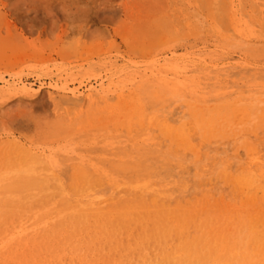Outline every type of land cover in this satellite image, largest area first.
<instances>
[{
	"label": "rangeland",
	"instance_id": "obj_1",
	"mask_svg": "<svg viewBox=\"0 0 264 264\" xmlns=\"http://www.w3.org/2000/svg\"><path fill=\"white\" fill-rule=\"evenodd\" d=\"M0 185V264L264 248V0H0Z\"/></svg>",
	"mask_w": 264,
	"mask_h": 264
},
{
	"label": "bare ground",
	"instance_id": "obj_2",
	"mask_svg": "<svg viewBox=\"0 0 264 264\" xmlns=\"http://www.w3.org/2000/svg\"><path fill=\"white\" fill-rule=\"evenodd\" d=\"M172 81V80H171ZM159 82V81H158ZM161 82H163V81H161ZM159 85V84H158ZM189 86V85H188ZM192 86V85H191ZM160 87V86H159ZM170 87V86H169ZM168 87V88H169ZM196 87V86H195ZM189 88V87H188ZM192 88H193V86H192ZM216 88V87H215ZM227 100V99H226ZM203 103H205V102H203ZM232 106H234V105H232ZM231 106V107H232ZM177 111V110H176ZM160 112V111H159ZM173 112V111H172ZM166 114V113H165ZM169 114V113H168ZM167 114V115H168ZM163 116V115H162ZM158 117V116H157ZM154 118V117H153ZM155 119V118H154ZM150 121V120H149ZM165 121H167V120H165ZM260 122V121H259ZM165 124V123H164ZM173 125V124H172ZM167 126H169V125H167ZM171 126V125H170ZM177 127V126H176ZM187 127V126H186ZM194 127V126H193ZM228 127V126H227ZM195 128V127H194ZM192 129V128H191ZM156 131V130H155ZM171 131H174V130H171ZM186 131V130H185ZM151 132V131H150ZM195 132V131H194ZM194 132H193V134H194ZM122 133V132H121ZM256 134V133H255ZM254 134V135H255ZM144 136V135H143ZM160 136V135H159ZM195 136V135H194ZM250 136V135H249ZM256 136V135H255ZM257 137V136H256ZM252 138V137H251ZM157 139V138H156ZM261 139V138H260ZM172 141H174L175 142V140H173V139H171ZM194 140V139H193ZM135 141V140H134ZM196 141H198V140H196ZM212 141V140H211ZM255 141V140H254ZM258 141V140H257ZM199 142V141H198ZM202 142V141H201ZM159 143V142H158ZM205 143V142H204ZM120 144V143H119ZM134 143H132V145H133ZM136 144V143H135ZM162 143H160V145H161ZM207 144V143H206ZM116 145V144H115ZM249 145V144H248ZM174 146V145H173ZM178 146V145H177ZM199 146H201V145H199ZM116 147V146H115ZM185 147V146H184ZM194 147H196V146H194ZM205 147V146H204ZM152 148V147H151ZM170 148V147H169ZM180 148V147H179ZM199 148V147H198ZM247 148H249V147H247ZM259 148V147H258ZM129 149V148H128ZM133 149H135V148H133ZM165 149V148H164ZM138 150V149H137ZM204 150V149H203ZM202 150V151H203ZM140 151V150H139ZM187 151V150H186ZM178 152V151H177ZM180 152V151H179ZM116 153V152H115ZM93 154V153H92ZM109 154V153H108ZM173 154V153H172ZM175 154V153H174ZM203 154V153H202ZM253 154H256V153H253ZM176 155V154H175ZM201 155V154H200ZM242 155V154H241ZM240 155V156H241ZM257 155V154H256ZM134 156V155H133ZM248 156H250V154L248 155ZM252 156V155H251ZM201 157H202V155H201ZM242 157H243V155H242ZM241 158V157H240ZM249 159V158H248ZM252 160V159H251ZM256 160V159H255ZM257 160H259V159H257ZM83 161V160H82ZM92 161V160H91ZM118 161V160H117ZM36 162V161H35ZM35 162H33L32 161V163L34 164ZM259 162V161H258ZM261 162V161H260ZM31 163V162H30ZM31 163V164H32ZM39 163V162H38ZM174 163V162H173ZM250 163V162H249ZM82 164V163H81ZM93 164V163H92ZM105 164V163H104ZM179 164V163H178ZM230 164V163H229ZM28 165V164H27ZM235 165V164H234ZM39 166V165H38ZM37 166V167H38ZM43 166V165H42ZM92 166V165H91ZM186 166V165H185ZM100 167V166H99ZM187 167V166H186ZM189 167V166H188ZM249 167V166H248ZM41 168V167H40ZM96 168V167H95ZM205 168H206V166H205ZM242 169H243V167H241ZM35 169H36V167H35ZM85 169V168H84ZM241 169V170H242ZM37 170V169H36ZM39 170V169H38ZM95 170V169H94ZM100 170V169H99ZM103 170V169H102ZM102 170H100V171H102ZM200 170V169H199ZM41 170H39V172H40ZM45 171V170H44ZM92 172H94V171H92ZM96 172V171H95ZM94 172V173H95ZM237 172V171H236ZM246 172V171H245ZM36 173V172H35ZM90 173H91V171H90ZM102 173V172H101ZM109 173V172H108ZM108 173H107V175H108ZM243 173V172H242ZM247 173V172H246ZM49 174V173H48ZM55 174V173H54ZM98 174H99V172H98ZM97 174V175H98ZM96 175V176H97ZM27 176V175H26ZM43 176V175H42ZM94 176V175H93ZM114 176V175H113ZM28 177V176H27ZM29 177H31V175L29 176ZM35 177V176H34ZM37 177V176H36ZM45 177V176H44ZM101 177H102V175H101ZM123 177H124V175H123ZM149 177V176H148ZM231 177V176H230ZM25 178L26 177H24L23 179L25 180ZM48 178V177H47ZM100 178V177H99ZM122 177H120L119 179H121ZM149 178H151V177H149ZM27 179H31V178H27ZM40 179H42V178H40ZM49 179V178H48ZM71 179V178H70ZM94 179V178H93ZM17 180V179H16ZM15 180V182L14 183H17L16 184V186L18 185V181L20 180H18V181H16ZM23 180V181H24ZM47 180V179H46ZM218 180H219V177H218ZM238 181H239V179H237ZM241 180V179H240ZM12 181H14V180H12ZM95 181V180H94ZM110 181V180H109ZM233 181V180H232ZM71 182V181H70ZM111 182V181H110ZM110 182H109V184H110ZM114 182V181H113ZM13 183V184H14ZM69 183V182H68ZM72 183V182H71ZM147 183V182H146ZM145 183V184H146ZM24 184V183H23ZM60 184V183H59ZM142 184H144V182L142 183ZM246 184L248 185V187H249V189L250 190H256V189H259L260 188V186L262 185V181H261V178L260 177H257L256 179H254V177L252 176V175H249L248 176V178L246 179ZM5 185V184H4ZM7 185V189H8V183L6 184ZM5 185V186H6ZM20 185H21V183L18 185V187L19 188H17L16 186V188L17 189H20ZM69 185H71V184H69ZM98 185V184H97ZM122 185V184H121ZM0 186H2V185H0ZM13 186V185H12ZM21 186H24V187H26L25 185H21ZM62 186H63V184H62ZM127 186V185H126ZM144 186V185H143ZM168 186V185H167ZM40 187V186H39ZM90 187H92V186H90ZM101 187V186H100ZM123 187V186H122ZM130 187H131V185H130ZM134 188H135V186H133ZM138 186H136V188H137ZM140 187H141V183H140ZM166 187V186H165ZM170 187V186H169ZM188 187V186H187ZM242 187H244V186H242ZM9 188H11L10 186H9ZM15 188V189H16ZM27 188V187H26ZM47 188H49V187H47L46 186V189ZM52 188V187H51ZM121 188V187H120ZM153 188H154V186H153ZM162 188H164V187H162ZM172 188V187H171ZM7 189H6V191H7ZM15 189H13V190H15ZM22 189V188H21ZM28 189V188H27ZM29 189H31V188H29ZM33 190H34V188H32ZM58 189V188H57ZM91 189H93V188H91ZM90 189V190H91ZM119 189V188H118ZM131 189V188H130ZM138 189V188H137ZM248 189V188H247ZM0 190H1V187H0ZM4 190V189H3ZM37 190V189H36ZM42 190V189H41ZM41 190L39 191V193L41 192ZM65 190V189H64ZM245 190V189H244ZM16 191V190H15ZM14 191V192H15ZM26 191V190H25ZM32 191V190H31ZM35 191V190H34ZM42 191H44V189L42 190ZM73 191V190H72ZM71 191V192H72ZM100 191V190H99ZM207 191H209V190H207ZM247 191V190H246ZM261 191H262V189H261ZM12 192V191H11ZM17 193H19L18 192V190L16 191ZM57 192V191H56ZM85 192V191H84ZM256 192V191H255ZM13 193V192H12ZM23 193V192H22ZM33 193V192H32ZM38 193V192H37ZM50 194H52V191L51 192H49ZM54 193H55V190H54ZM53 193V194H54ZM94 193V192H93ZM189 193V192H188ZM57 194V193H56ZM91 194V193H90ZM122 194V193H121ZM241 194V193H240ZM246 194V193H245ZM18 195V194H17ZM25 195H27L26 193H25ZM63 195H65V194H63ZM199 195V194H198ZM16 196V195H15ZM51 196V195H50ZM60 196H62V195H60ZM79 196V195H78ZM124 196V195H123ZM139 196V195H138ZM249 196V195H248ZM46 197V196H45ZM56 197H57V195H56ZM56 197L54 198V200H56ZM90 197V196H89ZM34 198V197H33ZM44 198V197H43ZM62 198V197H61ZM30 200H31V197L29 198ZM36 199V198H35ZM58 199V198H57ZM60 199V198H59ZM90 199V198H89ZM98 199V198H97ZM107 199V198H106ZM135 199V198H134ZM153 199H155L154 197H153ZM153 199H151V200H153ZM246 199H248V197L246 198ZM253 199H254V197H253ZM62 200H63V198H62ZM73 200H74V198H73ZM250 200H251V198H250ZM9 201V200H8ZM40 201H42V199H40L39 200V202ZM49 201V200H48ZM82 201V200H81ZM80 201V202H81ZM84 201H86V200H84ZM101 201V200H100ZM99 201V202H100ZM114 201V200H113ZM175 201V200H174ZM11 202H13V201H11ZM51 202V201H50ZM61 202V201H60ZM72 202V201H71ZM70 202V203H71ZM77 202V200H75V203ZM79 202V201H78ZM83 202V201H82ZM82 202H81V204H82ZM94 202V201H93ZM109 202V201H108ZM151 202V201H150ZM181 202H183V201H181ZM17 203V202H16ZM20 203V202H19ZM27 203H28V200H27ZM32 203V202H31ZM31 203H30V205H31ZM36 203V202H35ZM42 203V202H41ZM45 203V202H44ZM65 203V202H64ZM106 203V202H105ZM171 203V202H170ZM238 203V202H237ZM252 203V202H251ZM5 204V203H4ZM61 205H63V203H60ZM80 204V205H81ZM153 204V203H152ZM173 204V203H172ZM249 204H250V202H249ZM1 205V204H0ZM6 205V204H5ZM32 205H33V203H32ZM65 205V204H64ZM72 205V204H71ZM76 205V204H75ZM91 205H93V204H91ZM133 205V204H132ZM228 205V204H227ZM243 205V204H242ZM57 206V205H56ZM58 206H59V204H58ZM67 205H65V207H66ZM83 206L85 207V205L83 204ZM82 206V207H83ZM99 206V205H98ZM101 206V205H100ZM110 206V205H109ZM122 206V205H121ZM223 206V205H222ZM31 207V206H30ZM62 207V206H61ZM65 207H63V208H65ZM88 207V206H87ZM105 207V206H104ZM126 207V206H125ZM238 207V206H237ZM28 208V207H27ZM39 208L41 209V210H43L44 208H41V206H39ZM56 208V207H55ZM62 208V209H63ZM71 208H73V207H71ZM91 208V207H90ZM100 208V207H99ZM106 208V207H105ZM172 208H174V207H172ZM262 208V207H261ZM9 209V208H8ZM7 209V211H9ZM12 209H13V207H12ZM17 209V208H16ZM36 209H37V207H36ZM67 209V208H66ZM89 209V208H88ZM93 209H94V207H93ZM96 209H98V207L96 208ZM102 208H100V210H101ZM137 209V208H136ZM186 209V208H185ZM221 209V208H220ZM240 209V208H239ZM2 210V209H1ZM14 210V209H13ZM25 210V209H24ZM27 210H29V209H27ZM51 210V209H50ZM56 210V209H55ZM65 210V209H64ZM69 210H70V208H69ZM78 210V209H77ZM83 210V209H82ZM87 210V209H86ZM109 210H111V208L109 209ZM129 210V209H128ZM132 210V209H131ZM153 210V209H152ZM10 211H12V210H10ZM40 211V210H39ZM52 211H54V210H52ZM63 211V210H62ZM88 211V210H87ZM99 211V210H98ZM112 211H113V209H112ZM130 211V210H129ZM24 212V211H23ZM48 212V211H47ZM50 212V211H49ZM60 212H61V210H60ZM79 212V211H78ZM82 212V211H81ZM84 212V211H83ZM97 212V211H96ZM133 212H134V210H133ZM249 212V211H248ZM1 213H3L2 211H1ZM5 213H7V212H4V214ZM17 213V212H16ZM19 213V212H18ZM32 213V212H31ZM31 213H29V214H31ZM53 213V212H52ZM51 212L49 213V214H52ZM66 213V212H65ZM90 212H88V214H89ZM92 213V212H91ZM128 213V212H127ZM250 213V212H249ZM11 214H12V212H11ZM23 215L25 214V213H22ZM21 214V215H22ZM33 214V213H32ZM44 214H46V212L44 213L43 212V214L42 215H44ZM54 214V213H53ZM58 213H56V214H54L55 216L57 215ZM67 214V213H66ZM65 214V215H66ZM69 214H71L72 215V213H69ZM114 214V213H113ZM137 214V213H136ZM14 215H15V213H14ZM14 215H13V218H14ZM17 215H19V214H17ZM22 215V216H23ZM40 215H41V213H40ZM41 215V216H42ZM59 215V214H58ZM77 215H79V214H77ZM138 215H139V213H138ZM250 215V214H249ZM249 215H248V217H249ZM3 216V215H2ZM5 216V215H4ZM10 216V215H9ZM12 216V215H11ZM53 216V215H52ZM75 216V215H74ZM90 216V215H89ZM151 216V215H150ZM184 216V215H183ZM255 216V215H254ZM253 216V217H254ZM257 216V215H256ZM18 216H16V218H17ZM20 217V216H19ZM32 217V216H31ZM57 217V216H56ZM98 217V216H97ZM149 217V216H148ZM253 217H249V218H253ZM261 217H263V215L261 216ZM6 218H7V215H6ZM43 218V217H42ZM42 218H41V221H42ZM62 218V217H61ZM63 218H65V217H63ZM68 218V217H67ZM66 218V219H67ZM72 218V217H71ZM76 218V222H77V217H75ZM132 218V217H131ZM44 219V218H43ZM73 219V218H72ZM80 219V218H79ZM132 219H134V218H132ZM136 219V218H135ZM255 219V218H254ZM26 220V219H25ZM63 220V219H62ZM83 220H85V218L83 219ZM99 220H100V218H99ZM104 220V219H103ZM114 220V219H113ZM126 220V219H125ZM124 220V221H125ZM146 220V219H145ZM250 220V219H249ZM21 221V220H20ZM29 221V220H28ZM35 221H36V219H35ZM40 221V220H39ZM41 221H40V223H41ZM92 221V220H91ZM139 221V220H138ZM218 221V220H217ZM221 221V220H220ZM262 221V220H261ZM16 222V221H15ZM75 222V223H76ZM81 222V221H80ZM88 222H90V221H88ZM251 222V221H250ZM21 223V222H20ZM48 223H50V222H48ZM61 223V222H60ZM66 223V222H65ZM82 223V222H81ZM103 223V222H102ZM145 223V222H144ZM143 223V224H144ZM252 223V222H251ZM13 224V223H12ZM23 224H24V222H23ZM39 224V223H38ZM37 224V225H38ZM68 224H69V222H68ZM92 225H94L93 223H91ZM150 223H148V225H149ZM184 224H186V223H184ZM253 224V223H252ZM41 225V224H40ZM46 225H48L47 224V222H46ZM52 225V224H51ZM51 225H49V226H51ZM58 225V224H57ZM75 225V224H74ZM83 225V224H82ZM90 225V224H89ZM91 225V226H92ZM151 225V224H150ZM191 225H194L193 223L191 224ZM196 226H197V228H199L198 227V225L197 224H195ZM203 225V224H202ZM21 226H23V225H21ZM29 226H31V224H29ZM60 226H62V228L65 226V225H60ZM91 226H90V228H91ZM100 226H101V224H100ZM28 227V226H27ZM33 227H35V226H33ZM56 227V226H55ZM83 227V226H82ZM96 226H94V228H95ZM107 227V226H106ZM252 227V226H251ZM22 228H24V226L22 227ZM52 228V227H51ZM53 228H54V226H53ZM68 228V227H67ZM72 228V227H71ZM75 228H76V226H75ZM84 228V227H83ZM122 228V227H121ZM196 228V227H195ZM33 229V228H32ZM120 229V228H119ZM37 229H35V231H36ZM48 230V229H47ZM55 230V229H54ZM62 231H63V229H61ZM67 230V229H66ZM95 230H97V228L95 229ZM103 230V229H102ZM168 230V229H167ZM203 230V229H202ZM201 230V231H202ZM205 230V229H204ZM212 230V229H211ZM221 230V229H220ZM251 230V229H250ZM41 231H43L44 232V230H41ZM52 231V230H51ZM113 231V230H112ZM216 231V230H215ZM214 231V232H215ZM229 231V230H228ZM227 231V232H228ZM252 231V230H251ZM3 232V231H2ZM1 232V233H2ZM33 232V231H32ZM37 232V231H36ZM67 232V231H66ZM73 232H74V226H73ZM84 232V231H83ZM92 232V231H91ZM90 232V233H91ZM115 232V231H114ZM163 232V231H162ZM167 232V231H166ZM213 232V233H214ZM217 232H219V231H217ZM216 232V233H217ZM13 233H14V230H13ZM16 233V232H15ZM29 233H30V231H29ZM35 233V232H34ZM57 233V232H56ZM76 233H78V232H76ZM100 233H101V230H100ZM110 233V232H109ZM157 233V232H156ZM186 233V232H185ZM28 234V233H27ZM33 234V233H32ZM39 234V233H38ZM54 234H55V232H54ZM73 234V233H72ZM112 234V233H111ZM117 234V233H116ZM162 233H160V235H161ZM184 234V233H183ZM207 234H209V233H207ZM206 234V235H207ZM223 234V233H222ZM1 235V234H0ZM69 235H70V233H69ZM77 235V234H76ZM124 235V234H123ZM181 235V234H180ZM212 234H210V235H208V237H210ZM28 236H29V234H28ZM32 236V235H31ZM36 236H38L37 234H36ZM94 237H95V235H93ZM114 236V235H113ZM118 236V235H117ZM174 236V235H173ZM189 236V235H188ZM21 237H23V236H21ZM25 237V236H24ZM71 237V236H70ZM76 237H78V236H76ZM83 237H84V235H83ZM92 237V236H91ZM116 237V236H115ZM121 237V236H120ZM148 237V236H147ZM178 237H179V235H178ZM208 237H207V239H208ZM230 237V236H229ZM228 237V238H229ZM32 238H35V237H32ZM60 238V237H59ZM65 238V237H64ZM73 238V237H72ZM72 238H70V239H72ZM86 238H87V236H86ZM114 238V237H113ZM146 238V237H145ZM211 238V237H210ZM263 238V237H262ZM27 239V238H26ZM38 239H39V237H38ZM53 239V241H54V238H52ZM62 239V238H61ZM60 239V240H61ZM69 239V238H68ZM79 239V237L77 238V240ZM85 239V238H84ZM95 239V238H94ZM111 239V238H110ZM118 239V238H117ZM122 239V238H121ZM124 239H126V238H124ZM189 239V238H188ZM207 239H205V240H207ZM264 239V238H263ZM59 239H58V241H60ZM83 240V239H82ZM132 240V239H131ZM215 240V239H214ZM256 240V239H255ZM251 241L249 244H248V247L251 249V251L253 252V253H246V250H244V252H242L241 254H239L238 253V250H240V249H238V250H233V248H231V249H229V251H227V250H224L223 252H227L226 253V256H228L227 258H228V261L226 260L225 261V263H221V261H216V262H213L212 264H264V248L262 247V246H260V244L258 243V241ZM20 241V240H19ZM26 241V240H25ZM29 241V240H28ZM40 241V240H39ZM66 241V240H65ZM83 241H85V240H83ZM88 241V240H87ZM90 241H91V239H90ZM107 241H109V240H107ZM112 241V240H111ZM117 241V240H116ZM150 241V240H149ZM164 241H166V240H164ZM181 240H179V242H180ZM261 241H264V240H261ZM14 242V241H13ZM30 243L32 242H34V241H29ZM67 242V241H66ZM75 242V241H74ZM92 242V241H91ZM125 242V241H124ZM12 243V242H11ZM30 243H28V244H26V245H29ZM61 243V242H60ZM60 243L59 244H57V245H60ZM83 243V242H82ZM88 243V242H87ZM96 243H97V241H96ZM106 243V242H105ZM113 243V242H112ZM114 243H115V241H114ZM132 243H133V241H132ZM263 243V242H262ZM12 244H15V242L14 243H12ZM48 244V243H47ZM68 244H70V243H68ZM67 244V245H68ZM107 244L108 245H110L108 242H107ZM125 244H127V243H125ZM172 244V243H171ZM183 244V243H182ZM193 244H195V243H193ZM221 244H223V243H221ZM17 245V244H16ZM31 245V244H30ZM66 245V246H67ZM75 245V244H74ZM84 245V244H83ZM92 245V244H91ZM168 245V244H167ZM208 245V244H207ZM261 245H263V244H261ZM9 246V245H8ZM22 246H23V243H22ZM21 246V247H22ZM39 246V245H38ZM94 246H96V244L94 245ZM107 246V245H106ZM105 246V248H107ZM128 246V245H127ZM162 246V245H161ZM25 247V245L23 246V248ZM71 247H73V245L71 246ZM76 247V246H75ZM79 247V246H78ZM122 247V246H121ZM154 247V246H153ZM159 247H160V245H159ZM168 247V246H167ZM184 247H186V245L184 246ZM12 248V247H11ZM74 248V247H73ZM72 248V250H76V248L75 249H73ZM111 248V247H110ZM120 248V247H119ZM141 248V247H140ZM211 248L212 249H214L215 251L216 250H220L219 249V247L218 246H216V245H214V244H212L211 245ZM1 249V248H0ZM33 249V248H32ZM61 249V248H60ZM101 249V248H100ZM153 249V248H152ZM156 249V248H155ZM169 249V248H168ZM190 249V248H189ZM188 249V250H189ZM22 250V249H21ZM42 250H44V249H42ZM116 249H114L113 251H115ZM206 250V249H205ZM205 250H204V252H205ZM90 251H91V249H90ZM89 251V252H90ZM97 251V250H96ZM100 251V250H99ZM112 251V252H113ZM117 251V250H116ZM141 251V250H140ZM139 251V252H140ZM145 251H146V249H145ZM221 251V250H220ZM5 251H2V253H4ZM15 252V251H14ZM22 252V251H21ZM37 252V251H36ZM43 252V251H42ZM52 252H53V250H52ZM66 252H68V251H66ZM82 252V251H81ZM102 252V251H101ZM103 252H105V250L103 251ZM102 252V253H103ZM111 252V253H112ZM156 252H157V249H156ZM217 252V251H216ZM6 253V252H5ZM16 253V252H15ZM53 253H55V252H53ZM88 253V252H87ZM99 252L97 251V254H98ZM131 253L133 254V252H130V254H128V255H131ZM135 253V252H134ZM142 253H143V250H142ZM186 253V252H185ZM218 253V252H217ZM52 254V253H51ZM85 254V253H84ZM91 253H89V255H90ZM93 254V253H92ZM114 254V253H113ZM116 254H117V252H116ZM136 254H137V252H136ZM9 255H11V256H13L11 253L9 254ZM96 255V254H95ZM109 255V254H108ZM115 255V254H114ZM139 255H140V253H139ZM144 255H146V253L144 254L143 253V256ZM148 255V254H147ZM150 255V254H149ZM177 255V254H176ZM215 255V254H214ZM213 255V256H214ZM14 256H15V254H14ZM37 256H39V255H37ZM73 257H75L74 255H72ZM100 256V255H99ZM112 256V255H111ZM134 256H135V254H134ZM138 256V255H137ZM136 256V257H137ZM143 256H140V258L141 257H143ZM184 256V255H183ZM186 256H187V258H183L182 259V263L181 264H204V262H205V259H203L202 258V255L198 252V250H196V247H195V250L193 251V252H188V253H186ZM3 257V256H2ZM1 257V258H2ZM7 257H9V256H7ZM28 257V256H27ZM36 257V256H35ZM83 257H85V256H83ZM82 257V258H83ZM126 257V256H125ZM131 257V256H130ZM136 257H134V259H135V261H136ZM139 257V256H138ZM137 257V258H138ZM147 257V256H146ZM176 257V256H175ZM220 257V256H219ZM235 257H237V258H235ZM10 258V257H9ZM100 258V257H99ZM101 258H102V256H101ZM122 258H124V257H122ZM127 258V257H126ZM129 258V257H128ZM5 259H6V255H5ZM4 258H3V260H5ZM97 259H98V256H97ZM106 259H108V258H105L104 260L106 261ZM115 259V258H114ZM113 259V260H114ZM142 259V258H141ZM145 259V258H144ZM232 259H235V260H237V261H240L241 263H238V262H232ZM31 260V259H30ZM103 260V261H104ZM122 260V259H121ZM137 260H139V258L137 259ZM146 260H147V258H146ZM1 262L0 263H3L2 262V260H0ZM33 261V260H32ZM48 261H50V260H48ZM92 261V260H91ZM97 261V260H96ZM108 261V260H107ZM106 261V262H107ZM133 261V260H132ZM149 260H147V262H148ZM151 261V260H150ZM149 261V262H150ZM175 261V260H174ZM21 262V261H20ZM31 262V261H30ZM36 262V261H35ZM41 262V261H40ZM125 262V261H124ZM140 262H142V260L140 261ZM146 262V263H147ZM36 263H38V262H36ZM48 263H50V262H48ZM93 263V262H92ZM105 263V262H104ZM110 263H113V261H110ZM109 263V264H110ZM5 264V263H4ZM12 264H14V263H12ZM28 264V263H27ZM43 264V263H42ZM45 264V263H44ZM97 264H99V263H97ZM121 264V263H120ZM128 264V263H127ZM132 264V263H131ZM137 264V263H136ZM141 264H143V263H141ZM160 264H174V263H170V261H169V259L167 258V259H165L162 263H160ZM179 264V263H178Z\"/></svg>",
	"mask_w": 264,
	"mask_h": 264
}]
</instances>
